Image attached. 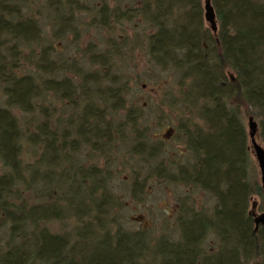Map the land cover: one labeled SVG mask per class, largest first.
I'll use <instances>...</instances> for the list:
<instances>
[{
	"label": "trees",
	"instance_id": "obj_1",
	"mask_svg": "<svg viewBox=\"0 0 264 264\" xmlns=\"http://www.w3.org/2000/svg\"><path fill=\"white\" fill-rule=\"evenodd\" d=\"M29 1L0 0V88L5 97L0 106V264L264 260V223L256 225L249 210L253 196L264 209V186L250 174L249 137L240 113L241 106L254 109L249 114L258 118L264 143V0H211L215 33L204 19V0H143L142 8L119 13L101 0L93 9V26L111 29V19L120 23L139 13L152 22L147 50L161 70L178 75L179 98L170 105L179 110L176 127L192 159L173 164L174 172L161 160L151 175L198 187L216 200L211 213L179 216V238H161L156 245L144 229L106 225L114 200V146L129 141L130 152L149 162L161 153L164 141L152 144L150 128L140 127L142 113L126 103L127 88L114 72L115 42L107 39L103 51L89 43L81 56L62 57L54 41L72 32V42H78L76 17L89 9L80 0H46L51 28L45 33L40 19L24 11ZM51 98L74 113L56 115ZM15 110L28 118L21 121ZM120 110L124 119L115 122L112 115ZM83 147L101 157L103 167L96 158L88 167L74 164V154ZM29 153L32 159L27 160ZM141 176L132 177V196L144 190ZM69 218L75 224L71 230L51 228V222ZM211 234L219 246L205 252L202 243Z\"/></svg>",
	"mask_w": 264,
	"mask_h": 264
},
{
	"label": "rangeland",
	"instance_id": "obj_2",
	"mask_svg": "<svg viewBox=\"0 0 264 264\" xmlns=\"http://www.w3.org/2000/svg\"><path fill=\"white\" fill-rule=\"evenodd\" d=\"M107 2L108 6L116 8L118 13L129 7L140 9L143 6V0H107ZM80 3L85 4L89 11L82 12L76 17L79 41L72 42L73 33L68 32L65 39L62 37L60 40L54 41V46L58 49L57 52L61 50L60 56L62 57L76 56L77 58V56H81V49L89 43L96 45V51H103L108 48L107 39L115 42L117 54L113 57L116 64L114 72L121 77V81L127 88L126 103L134 105L142 113L140 127L150 128L149 135L153 138L152 144L160 139L164 140L161 153L149 162L141 160L140 155L130 152L131 143L129 141L114 146L111 153L116 158L111 165L113 176L110 181L114 200L110 205V218L106 225L111 230L117 226H121L123 230L127 231L144 229L148 232L151 245H156L161 238L174 241L179 238L177 222L179 216H188L192 211L211 213L216 203L212 194L198 187L170 183L156 178L154 174L151 175V167L161 160L169 164L168 168L174 172L173 164L188 163L192 159L184 141L179 138L181 134L176 127L178 122L175 115L179 110L177 106L170 105L171 99L179 98V92L176 90L178 75L161 70L151 60L146 38L147 34L154 30V26L142 14H133L129 19H124L120 23L111 19L113 27L107 29L106 26L91 25L93 9L101 3V0H80ZM27 4L24 11L40 19L45 33H48L51 24L48 19L50 13L46 8V0H30ZM57 56L58 53L54 55V58L57 59ZM64 75L65 73L62 72L56 77L62 78ZM4 99L0 88V106H5ZM50 103L58 108L56 115L60 117L69 118L70 114L74 113L72 107H64L58 99L51 98ZM240 110L241 118L248 132V118L252 116L256 123L258 118L249 114L254 110L252 107L241 106ZM14 112L21 121L29 116L18 110ZM123 112L120 110L112 115L115 122L124 119ZM256 136L258 142L264 146L258 137V129ZM251 149L249 139L252 161L250 174L260 182L259 168ZM74 155V164L80 163L83 167H88L93 164L92 161L96 158V165L103 167L101 157L92 156L84 147L81 152ZM26 159H32L30 153ZM134 173H140L141 178L146 179L144 190L137 192L136 196H132L131 193ZM258 203L257 196H253L249 210L254 217L264 213V209H260ZM50 225L53 230L69 231L75 224L69 218L61 222H51ZM218 243L216 237L211 234L202 243V248L205 252L216 251ZM259 264H264V260L261 259Z\"/></svg>",
	"mask_w": 264,
	"mask_h": 264
},
{
	"label": "water",
	"instance_id": "obj_3",
	"mask_svg": "<svg viewBox=\"0 0 264 264\" xmlns=\"http://www.w3.org/2000/svg\"><path fill=\"white\" fill-rule=\"evenodd\" d=\"M203 8H204V19L207 25L209 26V28L211 29V31L215 33L217 31V21L211 0H204ZM256 132H257V123L253 119V117L250 116L248 118V136L250 139L252 153L257 161V165L259 168L260 183L261 185L264 186V146L258 142ZM254 221L256 225L259 222L264 223V213H261L258 216L254 217Z\"/></svg>",
	"mask_w": 264,
	"mask_h": 264
}]
</instances>
